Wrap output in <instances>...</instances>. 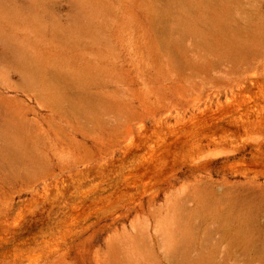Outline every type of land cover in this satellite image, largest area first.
<instances>
[{
    "label": "rangeland",
    "instance_id": "obj_1",
    "mask_svg": "<svg viewBox=\"0 0 264 264\" xmlns=\"http://www.w3.org/2000/svg\"><path fill=\"white\" fill-rule=\"evenodd\" d=\"M0 264H264V0H0Z\"/></svg>",
    "mask_w": 264,
    "mask_h": 264
}]
</instances>
